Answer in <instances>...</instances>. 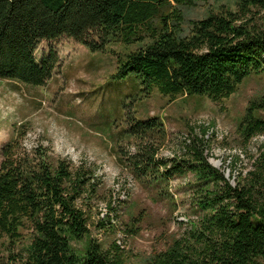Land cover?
I'll use <instances>...</instances> for the list:
<instances>
[{"label": "trees", "instance_id": "obj_1", "mask_svg": "<svg viewBox=\"0 0 264 264\" xmlns=\"http://www.w3.org/2000/svg\"><path fill=\"white\" fill-rule=\"evenodd\" d=\"M200 7L202 16L191 18ZM64 37L114 56L116 87L131 83L121 141L132 140L135 152L120 157L132 178L172 202V183L189 180L197 221L147 264H264V152L253 170L236 177L232 169L227 178L206 155L208 130L165 157L164 121L134 112L155 93L219 103L264 76V0H0V79L45 86L55 63H39L36 51ZM29 130L20 125L2 149L0 264H126L119 240L102 242L90 222L105 204L95 227L118 235L129 228L120 214L127 202L114 200L96 164L55 157L41 142L26 147ZM238 133L245 148L264 136V96L249 105Z\"/></svg>", "mask_w": 264, "mask_h": 264}, {"label": "rangeland", "instance_id": "obj_2", "mask_svg": "<svg viewBox=\"0 0 264 264\" xmlns=\"http://www.w3.org/2000/svg\"><path fill=\"white\" fill-rule=\"evenodd\" d=\"M205 9L193 11L191 18L201 17ZM36 58L39 63L50 58L55 63L53 79L45 86L0 79V165L2 149L20 125L30 129L24 141L26 147L41 142L55 157L96 164L114 200L127 202V208L120 209L121 218L137 234L127 238L123 229L129 228L125 226L118 235L99 233L96 223L100 213L103 218L107 212L106 205L101 204L91 215L94 237L104 243L119 240L126 264H147L184 235L191 222L197 221L187 188L189 180L172 183L175 202L158 200L132 178L122 163L120 154L135 152L132 140L121 141V134L128 130L122 121L125 114L132 112L125 105L130 104L134 91L130 82L116 87V80L112 79L117 68L114 56L94 54L64 37L42 42ZM263 96L264 76H261L251 78L235 95L219 103L209 99L172 102L155 93L139 101L134 112L139 118L159 117L164 121L168 134L162 150L165 157L175 154L192 132L208 130V160L215 168L226 171L230 178L232 169L236 177L240 172L247 174L253 170L255 160L264 152V136L253 139L245 148L238 133L239 121L249 105ZM237 158H240L237 167L232 168ZM232 183L235 185L234 180Z\"/></svg>", "mask_w": 264, "mask_h": 264}, {"label": "bare ground", "instance_id": "obj_3", "mask_svg": "<svg viewBox=\"0 0 264 264\" xmlns=\"http://www.w3.org/2000/svg\"><path fill=\"white\" fill-rule=\"evenodd\" d=\"M216 166H219V163H216Z\"/></svg>", "mask_w": 264, "mask_h": 264}]
</instances>
